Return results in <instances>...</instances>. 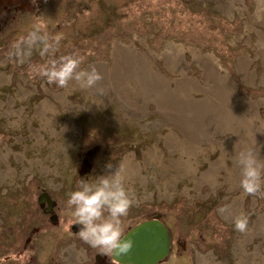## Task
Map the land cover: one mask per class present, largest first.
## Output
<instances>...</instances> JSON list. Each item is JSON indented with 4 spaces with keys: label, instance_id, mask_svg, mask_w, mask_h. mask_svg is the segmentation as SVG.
<instances>
[{
    "label": "rangeland",
    "instance_id": "374dc122",
    "mask_svg": "<svg viewBox=\"0 0 264 264\" xmlns=\"http://www.w3.org/2000/svg\"><path fill=\"white\" fill-rule=\"evenodd\" d=\"M19 2V10L0 15V264H9L6 255L15 264L47 263L44 248L57 235L51 241L40 233L52 228L36 201L42 187L62 197L55 233L72 232L68 193L127 159L139 175L123 173L134 200L123 226L160 213L174 253L186 248L169 264H264V232L254 229L264 191L244 193L237 164L242 149L253 150L259 133L264 138V0ZM37 26L62 35L59 49L17 63L9 53ZM67 54L104 77L140 74L152 91L127 79L120 90L105 79L90 89L75 80L63 88L47 83L40 65ZM175 100L186 106L177 112L185 125L173 119ZM216 166L215 179H205ZM237 197L242 208L226 215ZM241 214L245 232L233 224ZM30 236L35 251L25 248Z\"/></svg>",
    "mask_w": 264,
    "mask_h": 264
},
{
    "label": "clouds",
    "instance_id": "9594fccd",
    "mask_svg": "<svg viewBox=\"0 0 264 264\" xmlns=\"http://www.w3.org/2000/svg\"><path fill=\"white\" fill-rule=\"evenodd\" d=\"M62 38L61 34H50L37 26L27 32L9 55L14 56L19 64L27 62L34 51L42 59L52 57L59 49ZM82 59L76 54L48 59L40 65L39 73L47 83L61 88L72 80L77 81L81 88H93L103 79V74L95 66L81 68ZM237 164L243 192L256 195L264 191V160L258 158L253 150L242 149ZM133 203L132 193L126 187L123 166L116 167L113 172L95 182L81 179L67 196L70 215L74 223L80 226L79 238L90 247L115 257L128 254L133 248L134 241L125 235L123 226V220ZM233 224L238 232H245L249 227L244 214L237 216Z\"/></svg>",
    "mask_w": 264,
    "mask_h": 264
},
{
    "label": "flooded vegetation",
    "instance_id": "af4514ba",
    "mask_svg": "<svg viewBox=\"0 0 264 264\" xmlns=\"http://www.w3.org/2000/svg\"><path fill=\"white\" fill-rule=\"evenodd\" d=\"M20 6H22V4H20L19 0H0V15L4 13L9 14L10 12L19 10ZM57 188H60V186ZM54 192H50L49 189H47L46 187H42L41 190L38 192L36 199L41 212L45 214V218L42 220L43 224L49 222L52 225V228L46 227L40 233L43 232L44 234H50V240L53 235H57V240L53 242L52 247H48L47 250L46 248H44L46 253L45 258L47 259L46 264H125L123 262L117 261L114 256H109L101 252L99 249L92 248L88 244L83 242L78 235L80 226L76 225L75 223L71 224V231L73 230L72 232H70L68 229H61L57 231L60 233L59 235L55 233V228L61 225L62 205L60 203V199H62V197L60 196V193H57L56 191ZM43 193H46V195L48 194V197L45 195L47 198L44 199V201L41 203L39 202V196H41ZM157 214L148 216L144 220L153 219L156 217ZM161 220L163 221V217H161ZM163 222L167 225L171 234L170 254L165 258V260H163L169 264L168 261L170 260L172 255L176 256L177 258H180L186 252V248L185 245L178 246V248H180V252L178 254L174 253V246H176L174 235L169 225L165 221ZM74 225L75 227H73ZM42 226H33V233L39 234V231L41 230ZM126 228L127 230L124 228L125 233L131 228V226L128 225L126 226ZM31 237L32 236L27 238L26 243L28 244V246L26 245L25 248L28 251H35L32 247V244L31 248H29V245L32 241ZM51 241H53V239ZM70 246H74L72 248L73 250L69 249ZM51 248L52 252L54 253L52 256L51 254H49ZM37 250H39V248H37ZM31 253L34 254V252ZM9 257L10 255L4 256V260L7 261L9 264H15L16 261L9 260ZM29 258L33 259V255L31 257L29 256ZM163 261L159 262L158 264H161Z\"/></svg>",
    "mask_w": 264,
    "mask_h": 264
},
{
    "label": "water",
    "instance_id": "95a60500",
    "mask_svg": "<svg viewBox=\"0 0 264 264\" xmlns=\"http://www.w3.org/2000/svg\"><path fill=\"white\" fill-rule=\"evenodd\" d=\"M45 195L39 196V202L48 197V194L47 197ZM161 217L158 213L155 218L131 227L125 235L133 239V248L128 254L114 258L125 264H158L163 261L170 254L171 234Z\"/></svg>",
    "mask_w": 264,
    "mask_h": 264
},
{
    "label": "bare ground",
    "instance_id": "6f19581e",
    "mask_svg": "<svg viewBox=\"0 0 264 264\" xmlns=\"http://www.w3.org/2000/svg\"><path fill=\"white\" fill-rule=\"evenodd\" d=\"M118 48H120V49H122L123 47H119L118 46ZM210 59H211V56H210ZM126 77V78H125ZM125 77H118V79H116V78H114V77H112V78H110V77H106V75H105V77H104V75H103V79H105V81H106V83L108 84V86H110V87H115V84H116V89L117 90H120L119 88H121V86H124L125 85V79H127V80H130L132 83L133 82H137V84L138 85H141V86H145L146 85V83H145V81H144V79H143V77H141L140 76V74L139 75H136V77H132V75H126ZM147 78V77H146ZM0 79H1V75H0ZM148 79V78H147ZM143 81V82H141V81ZM114 81H115V84H114ZM111 83H113V86H111L110 84ZM128 81H127V85H128ZM135 87L137 86V85H135V84H133ZM166 85H167V83H166ZM159 86L163 89V87L165 86V84L163 83V82H159ZM123 91V90H122ZM138 91L140 92V91H146V92H151L152 90L151 89H149L148 88V84L146 85V87L144 88V89H142V88H140V89H138ZM154 92V91H153ZM124 93V92H123ZM142 95V97L143 98H145V96L147 97V93H146V95H144V94H141ZM158 95H160L159 93H158ZM161 97L162 96H164V94L163 95H160ZM166 96H168V94L166 95ZM162 101H164V100H162ZM185 105L184 104H182L181 102H180V100H175V107H174V109L173 110H171V111H173L172 113L173 114H175V118H173V119H175L177 122L179 121L180 123H182V122H184V120L182 119V116H179L178 118H177V115H178V113L177 112H180V111H182L183 109H185ZM182 124H184L185 125V122L184 123H182ZM208 125H211V124H208ZM250 144V143H249ZM249 144H247V147L249 146ZM251 144H252V146H253V150H256V153L258 154V158H260V159H262V160H264V138H263V136L259 133L258 134V136H257V138H256V140L255 141H253V142H251ZM173 145H174V141H173ZM239 145H241V143H239V142H236V144L234 145L235 147H236V149H237V147H239ZM242 146V145H241ZM193 149V148H192ZM192 149H190L191 151H190V153H192L193 151H192ZM152 156H154L153 154H152V152H149V155H148V160H151V157ZM237 158H238V156H237ZM184 164L183 165H185V166H187V168L189 169V168H191L192 167V163L190 162V160L189 159H186V158H184ZM127 163H123L122 164V166H123V173H126V174H129L130 176H137V175H139V172H138V169L136 168V166L131 162V160L130 159H127V161H126ZM132 163V164H131ZM217 166H220V165H217ZM216 166V168H214L213 167V169H211L210 170V172L209 173H207V176L205 177V179H211V180H213V179H215V174L217 173V170H218V167ZM239 178V180L241 179V176H239L238 177ZM240 208H242V202H241V200H239V197H237L233 202H232V204H230L229 205V208H227L226 210H225V213H226V215H228V216H233V215H235V214H237L238 213V211L240 210ZM254 229L256 230V232H258V230L259 231H262V232H264V215H262L261 216V218L259 219V220H257V222H256V224H255V226H254Z\"/></svg>",
    "mask_w": 264,
    "mask_h": 264
}]
</instances>
